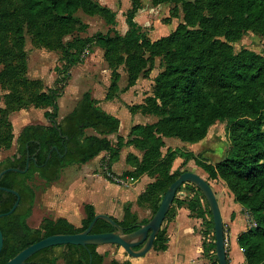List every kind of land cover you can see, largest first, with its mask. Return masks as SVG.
<instances>
[{
  "label": "trees",
  "instance_id": "obj_1",
  "mask_svg": "<svg viewBox=\"0 0 264 264\" xmlns=\"http://www.w3.org/2000/svg\"><path fill=\"white\" fill-rule=\"evenodd\" d=\"M197 2L199 7L206 3L210 12L197 17L199 28H188L195 20L191 18L192 3L186 2L187 23L180 24L170 35L152 41L135 20L140 8L137 2L126 15L128 30L121 34L116 29V12L93 0H26L35 46L58 52L60 62H63L56 66L58 75L53 85L45 87L40 79L27 76L24 25L18 21L15 12L0 1V35L2 27L13 28L17 47L11 52V60H2L5 54L0 52V63L3 61L6 72H10L14 94L21 97L12 100L7 96L6 106H0V148L9 149L13 144V125L7 118L10 111L29 106L46 108L44 115L49 121L48 124L26 125L17 137L16 152L0 160V172L7 168L24 170L28 157L30 160L27 171H9L0 180V186L15 189L20 194L15 211L0 217V228L4 234L0 264H5L23 249L49 235L84 231L96 215L94 206L85 204L86 216L79 227L65 217H45L38 228L31 227L28 219L37 195L32 184L34 177L47 183L57 181L67 167L81 166L104 153L105 176L111 180L109 173L113 162L119 158L122 148L130 145L143 154L141 158L134 153L128 154L127 163L133 170L123 176L137 179L148 173L156 178L141 196L142 201L152 203L154 214L169 186L186 171L183 167L193 160L208 174V180L224 182L252 221L238 238L245 255L243 264H264V54L248 48L234 52L229 43L217 39L223 36L234 41L249 30L259 31L264 36V0ZM193 8L196 9L195 6ZM80 10L91 16H102L111 25L108 32L83 36L89 24L77 15ZM9 19L12 23L8 22ZM67 36L71 39L66 40ZM119 46L130 50L139 47L143 51L121 55L115 64L107 60L112 69L107 98L112 99L121 91L120 66H124L128 73V84L123 89L128 90L141 76L148 77V70L160 57L165 68L156 77L155 94H149L142 104L128 105L132 113L154 115L157 121L136 124L127 140L118 135L114 141L111 136L119 133L121 120L104 110L91 91H86L74 109L59 120L58 99L64 94L71 68L85 61L86 51L91 53L101 48L108 58ZM23 95L26 100H23ZM217 122L227 123L229 139V147L221 161L213 163L201 153L182 149L162 151L166 146L165 138H178L195 144L205 139ZM90 130L92 132L89 133ZM179 157L183 162L172 171ZM183 187L190 196L176 197L166 219H172L177 208L184 205L192 215L203 218L207 225L204 236L211 234L212 238L211 243L204 241L205 251L213 249L215 252L209 264H219L209 204L197 186L186 183L179 191ZM16 200L15 194L0 189V213L8 212ZM115 220L127 233L137 230L138 224L147 222H140L130 205L125 206L123 220ZM113 230L114 226L108 221L99 219L93 232ZM166 242V228H162L153 247L166 250ZM227 258L230 264L228 251ZM60 259L64 264H132L130 260L122 262L115 258L107 262V254L100 253L95 244L49 247L37 252L25 264H59Z\"/></svg>",
  "mask_w": 264,
  "mask_h": 264
},
{
  "label": "rangeland",
  "instance_id": "obj_2",
  "mask_svg": "<svg viewBox=\"0 0 264 264\" xmlns=\"http://www.w3.org/2000/svg\"><path fill=\"white\" fill-rule=\"evenodd\" d=\"M2 5L9 6V10L15 12L16 16L19 17L18 21L22 22L25 28L26 41L24 45V51L27 54L28 70L27 76L31 79H40L45 87H50L53 85L55 78L57 77L56 66L61 65L58 52L54 50H48L45 48H37L33 42V30L30 28L29 24V13L26 6V0H0ZM99 5L109 7L111 10L116 12L117 25L116 29L119 32V20L122 21V15L125 17L127 13L132 9L134 2H137L140 6L138 9L135 20L145 31L147 37L156 41L160 38L170 35L180 24H186L185 19V3H192L191 5V15L194 24L188 25V28L194 29L199 28V22H196L197 17L200 14L208 15L210 14L206 3H201V6H197L198 0H174L168 2H157L156 0H93ZM195 6L196 9L193 8ZM82 21L89 24V28L84 32L83 36L94 35L98 32H108L111 25H109L106 20L100 15H88L84 11L80 10L77 14ZM12 23V19L8 20ZM127 23V22H126ZM128 25V24H127ZM120 33V32H119ZM66 40L71 39L70 36L65 38ZM222 41L229 43L234 52L240 51L242 48H248L255 50L259 53L264 54V36L261 32L255 30H249L241 35V37L234 41L226 40L225 37H217ZM16 34L13 28L4 29L2 27V35H0V52H4L2 60H11V52L17 50L16 47ZM143 51L141 48L128 49L124 46L117 47V51L111 54L108 58L104 56V50L99 49L98 51L89 52L86 54L85 61L74 67V72L72 75V80L68 86L67 96L64 99H60V117H64L71 108V104L75 101L76 94L85 90L86 88L94 84H103L106 86V82L111 80L112 69L109 67L110 64L117 63L119 56L126 55L127 53H140ZM58 53V54H57ZM144 53V52H143ZM147 54V53H146ZM4 57V58H3ZM108 60V61H107ZM17 61V60H16ZM162 58L158 57L155 59L154 65L149 69L148 77L141 76L137 83L143 91H147L150 95L155 94V89L157 84L155 82L156 77L160 74L165 65L162 62ZM149 67V65H147ZM123 77L120 80V87L126 88L128 84V73L126 72L124 66L119 67ZM2 73V81H0V106H6V99L12 100L20 99L14 89L11 87V76L10 72H6L5 63H0V75ZM19 76V75H18ZM17 76V77H18ZM14 79V77H13ZM77 80V81H76ZM2 82V83H1ZM10 82V84H8ZM70 82V81H69ZM135 84V85H136ZM101 89V87L99 88ZM126 91V90H124ZM68 97V98H67ZM23 100L27 97L23 95ZM68 99V104L66 103ZM72 99L74 101H72ZM132 100L134 98L131 97ZM46 108H36L34 106H29L25 109L10 111L7 115L8 120L13 125L14 140L12 147L9 149L0 148V160H4L9 156H12L17 150V137L16 126L22 127L24 124L34 123V124H47L49 121L45 117L44 113ZM51 110V108H50ZM119 118L123 123V132H126L127 128L132 122L131 113L128 109H122L118 112ZM23 116L26 120L23 121ZM16 125V126H15ZM226 122H217L214 124L205 139L196 144H190L183 142L177 138H170L172 142L171 147H178L179 149H184L187 151H193L194 153H201L206 159L215 163L222 158H224L226 151L229 147V139L226 131ZM92 132L91 130L88 131ZM114 139V138H113ZM187 143V144H182ZM101 162V167L102 161ZM180 159H178L174 168L179 167ZM101 168V169H102ZM81 166H70L63 170L62 176L57 181L47 183L46 181L38 178L37 176L32 179V184L36 188V199L33 207L32 215L29 217V225L36 228L39 227L43 218L51 217L57 219L61 216L66 215L69 211L80 215L84 212L82 203L77 200V194L72 195L73 191L71 189H66L70 182L75 181L80 174ZM103 170V169H102ZM183 170L193 171L201 176L208 179V175L203 172V170L195 164L194 161L187 163ZM104 171V170H103ZM182 190L186 191L183 187ZM178 193L177 197H182ZM249 216V215H248ZM252 223L250 219V224ZM82 223H78L81 226ZM59 264H64L61 259Z\"/></svg>",
  "mask_w": 264,
  "mask_h": 264
},
{
  "label": "crops",
  "instance_id": "obj_3",
  "mask_svg": "<svg viewBox=\"0 0 264 264\" xmlns=\"http://www.w3.org/2000/svg\"><path fill=\"white\" fill-rule=\"evenodd\" d=\"M118 22L119 32L121 34H125L128 30V25L126 23L125 17L122 15V21H120L118 15ZM99 49L100 48H97L95 51H98ZM58 56L60 60V55L58 54ZM82 63H78L71 68L69 78L70 82L68 81L64 94L58 99L59 120L63 119L69 112L74 109L77 102L86 91H91L93 97L98 100L99 105L107 112L117 116L118 118V112L122 109H128L131 113L132 122L130 126L127 128L126 132H123V123L121 121L119 133L113 134L111 136L112 139L114 138V141L117 140L118 135L123 136L127 140L131 128L136 124H148L157 121V117L154 115H145L141 112L132 113L130 111L128 105L142 104L145 98L150 94L147 91H143L138 84L132 86L126 91L121 88V91L118 92V95H116L112 99H108L107 93L111 83L110 78L109 82L105 83L106 86L100 83H96L86 88L85 90L78 92L76 94L77 96L75 98V101L72 99V101L74 102L71 104L69 112L64 117H60L59 101L60 99H64L67 96L66 94L68 86L70 85L72 80L74 67ZM100 87L101 89H99ZM131 97L134 98V100H132ZM68 101L69 100L66 99L67 104ZM24 120H26V117L23 116V121ZM28 124H24L22 127L20 126V124L19 126L15 125L17 127L15 132H18L17 134L19 135L22 129ZM169 139L170 138H165L166 146L162 149L164 153L167 152L168 148L179 149L178 147H171L170 144L172 142ZM129 153H134L140 158L143 154L133 145L124 146L120 152L119 158L112 164V171L114 173L123 175L125 172L133 170V167L127 163V156ZM104 156L105 154L103 153L95 159L89 161L88 163L81 165L78 178L75 181L70 182L69 186L66 189H71L73 191L72 195L76 196L77 194V200L82 203L83 209L85 204H91L94 206L96 214L105 213L121 221L124 218L125 206L130 205L132 212H134L138 216V220L140 222L149 221L154 215L153 206L152 203L148 201H142L141 196L145 193L148 186L152 182H154L156 178L150 176L148 173H144L137 179H134L133 183L121 186L116 185L105 176L106 167L103 162ZM178 159H180V166L183 162V158L179 157L176 159V161ZM100 161H102V165L104 168L101 167ZM174 170L175 168L173 166L172 171ZM203 172L207 174L204 170ZM208 181L213 187L220 205L221 214L225 226L226 247L229 254L230 264H243L245 262V255L243 249L238 243V238L242 232L246 231L250 227V218L244 210L243 206L234 200L233 193L226 187L223 181ZM183 193L184 196L179 198L183 199L187 197L186 195L189 194L187 190ZM85 216L86 214L84 210V212L80 215L69 211L66 215L61 217L67 218L75 226L79 227L78 223H82V220ZM206 226L207 225L204 223L203 218L192 215V211L186 205H184L182 207H178L176 215L170 220L165 219L162 225V228H166V243L168 246L166 250H158L153 247L143 256L132 257L120 245L103 244L98 246V251L100 253L107 254V262H110L115 258L122 262L130 260L132 264H209L211 260L214 259L215 252L213 249H209V251L207 252L205 251L204 241H207V243H211L212 241L211 234L204 236Z\"/></svg>",
  "mask_w": 264,
  "mask_h": 264
},
{
  "label": "water",
  "instance_id": "obj_4",
  "mask_svg": "<svg viewBox=\"0 0 264 264\" xmlns=\"http://www.w3.org/2000/svg\"><path fill=\"white\" fill-rule=\"evenodd\" d=\"M55 126H57V123ZM29 166L30 160L28 157L24 170L20 168L4 169L0 173V179L5 173L9 171L25 172L29 169ZM186 183H191L197 186L208 202L214 221L216 254L218 262L219 264H228L226 232L218 199L209 181L205 177L193 171H184L179 175V177L167 189L160 206L153 217L146 223L138 224V229L133 232L127 233L124 228L110 215L105 213H97L90 225L84 231L74 234L49 235L23 249L5 264H25L33 255L43 249L66 244L83 246H88L90 244H95L98 246L103 244H117L122 246L132 257L143 256L153 248L155 239L162 229V225L171 206L173 205L175 198L179 193V189ZM0 188L17 196V200L13 207L8 212L0 213V217H3L13 213L19 206L20 194L17 190L12 188ZM99 219L108 221L114 226V230L110 232L94 233V226ZM3 247L4 234L0 228V254Z\"/></svg>",
  "mask_w": 264,
  "mask_h": 264
},
{
  "label": "built area",
  "instance_id": "obj_5",
  "mask_svg": "<svg viewBox=\"0 0 264 264\" xmlns=\"http://www.w3.org/2000/svg\"><path fill=\"white\" fill-rule=\"evenodd\" d=\"M88 53V51H86L84 53V56ZM109 176H110V179L113 183H115L116 185H126V184H129V183H133L134 182V178L131 177V176H123V175H118L116 173H114L113 171H110L109 173ZM184 191L181 190L179 191V194L181 195H184L183 193ZM186 196H190L189 194L186 195Z\"/></svg>",
  "mask_w": 264,
  "mask_h": 264
},
{
  "label": "flooded vegetation",
  "instance_id": "obj_6",
  "mask_svg": "<svg viewBox=\"0 0 264 264\" xmlns=\"http://www.w3.org/2000/svg\"><path fill=\"white\" fill-rule=\"evenodd\" d=\"M2 171H3V170H2ZM2 171H1V172H2ZM1 172H0V173H1ZM5 174H6V173H5ZM5 174H4V175H5ZM4 175H3V176H4ZM3 176H2V177H3ZM1 179H2V178H1ZM1 179H0V180H1ZM0 187H3V186H0ZM0 189H1V188H0ZM2 190H3V189H2ZM4 191H5V190H4Z\"/></svg>",
  "mask_w": 264,
  "mask_h": 264
}]
</instances>
